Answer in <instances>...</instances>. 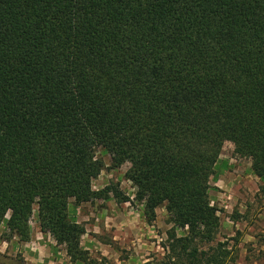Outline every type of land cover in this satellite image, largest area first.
I'll return each mask as SVG.
<instances>
[{
  "label": "trees",
  "instance_id": "1",
  "mask_svg": "<svg viewBox=\"0 0 264 264\" xmlns=\"http://www.w3.org/2000/svg\"><path fill=\"white\" fill-rule=\"evenodd\" d=\"M226 143L264 181V0H0V227L21 243L37 210L91 263L71 208L129 201L93 189L103 152L149 223L168 213L152 264H229L211 199Z\"/></svg>",
  "mask_w": 264,
  "mask_h": 264
},
{
  "label": "rangeland",
  "instance_id": "2",
  "mask_svg": "<svg viewBox=\"0 0 264 264\" xmlns=\"http://www.w3.org/2000/svg\"><path fill=\"white\" fill-rule=\"evenodd\" d=\"M98 157L106 169L94 181L93 189L115 187L129 201L110 195L108 200L71 208L86 229L82 247L89 254V264H152L163 259L168 232L173 228L166 209H158L155 221L149 223L144 205L135 199L136 189L125 177L130 165L113 170L110 156L99 152ZM211 186L212 203L221 219L217 241L227 242L233 250L234 259L229 264H264V181L253 173L252 160L237 156L234 146L226 143ZM30 227L28 243L12 237L4 225L0 227V247L8 248L10 258L24 264H73L64 247L40 232L37 210Z\"/></svg>",
  "mask_w": 264,
  "mask_h": 264
},
{
  "label": "crops",
  "instance_id": "3",
  "mask_svg": "<svg viewBox=\"0 0 264 264\" xmlns=\"http://www.w3.org/2000/svg\"><path fill=\"white\" fill-rule=\"evenodd\" d=\"M7 253V255H6ZM0 264H6L8 262V260H6V257L7 258H10L12 257L11 256V253L9 252L8 248L7 247H0Z\"/></svg>",
  "mask_w": 264,
  "mask_h": 264
}]
</instances>
